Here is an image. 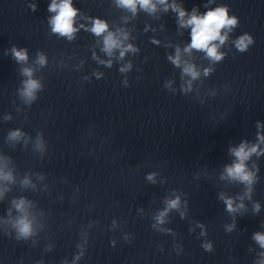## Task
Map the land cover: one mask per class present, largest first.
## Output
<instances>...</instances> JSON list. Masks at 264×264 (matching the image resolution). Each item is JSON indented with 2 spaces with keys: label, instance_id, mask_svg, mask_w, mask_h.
Wrapping results in <instances>:
<instances>
[{
  "label": "water",
  "instance_id": "obj_1",
  "mask_svg": "<svg viewBox=\"0 0 264 264\" xmlns=\"http://www.w3.org/2000/svg\"><path fill=\"white\" fill-rule=\"evenodd\" d=\"M51 3L20 0L21 94L24 69L39 84L22 94L27 264H264V0H153L154 12L72 0L71 39L52 31ZM173 4L236 18L213 42L221 60L185 51L191 27ZM108 33L121 44L111 55ZM242 143L257 146L251 185L226 172Z\"/></svg>",
  "mask_w": 264,
  "mask_h": 264
},
{
  "label": "clouds",
  "instance_id": "obj_2",
  "mask_svg": "<svg viewBox=\"0 0 264 264\" xmlns=\"http://www.w3.org/2000/svg\"><path fill=\"white\" fill-rule=\"evenodd\" d=\"M118 3L133 12H135L137 4L148 11L154 12L156 10V5L153 3V0H118ZM159 3L165 5V11H167L169 7L167 0H159ZM171 7L172 10L178 14L180 25L182 27H191V43L185 48V51L190 52L192 49H197L206 52L207 56L213 61L221 60L223 54L218 52V45L213 42L219 40L220 44L224 43L227 39V34L225 33L224 35H221V29L226 28L230 31L237 23L236 18H229L227 15V9L224 7L209 10L204 15H197L195 9H193L191 15H188L182 7L176 4L171 5ZM49 11L57 13L51 19L52 31L71 39L72 34L76 31L73 27V18L76 15V10L72 7V0H60L59 3H57V0H52L51 5L49 6ZM186 15H188L187 19H185ZM106 30L107 24L100 20L94 21L91 29V31L96 35H100ZM252 43V38L247 34L241 36L235 42L237 49L241 52L247 50L248 46ZM104 45L105 51H107L109 55H111L113 49L121 47L120 41L116 39L112 33H108L105 37ZM129 48H131V46H129ZM12 51L18 61L27 60V54L24 50L18 51L14 48ZM123 54L124 52L121 51V56H123ZM170 59H173V63L177 65L181 63L179 49H177L176 57H170ZM38 62L40 64H44L45 58L41 55ZM183 70L186 74L191 75L193 79L197 78L199 75L194 66L191 64H185ZM205 72L207 74V70H205ZM24 74L28 76L29 79L25 81V88L22 94L27 99L31 100L34 98V92L39 87V84L37 81L31 79L32 72L30 69H24ZM258 127H260L259 124ZM19 136V132L11 134V138L13 139ZM259 139L264 142V136H259ZM256 151L257 146L248 147L243 143L239 146V148L232 149L233 154L237 158V162L226 168L227 175L233 179L251 185L253 182V175L252 173L246 171L244 162ZM0 179L11 180V173L5 174L2 170H0ZM149 179H152V177L149 176ZM25 183H27V181H25ZM221 198L225 199L224 197ZM13 203L15 208L22 213V215L16 220L14 226L17 228L19 235L26 238L32 234V222L28 219L26 212L27 202L20 199L18 201H14ZM225 203L228 211H235L232 206L233 202L231 199H225ZM178 206V198L168 202V209L177 208ZM240 206L243 207V205ZM258 209L259 206L257 205V210ZM166 212L167 209L165 212L160 213L157 217L160 223H163ZM254 239L261 245V247H264V234L256 233Z\"/></svg>",
  "mask_w": 264,
  "mask_h": 264
}]
</instances>
